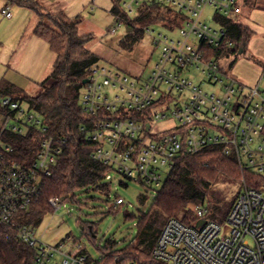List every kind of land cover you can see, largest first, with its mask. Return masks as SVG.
Returning <instances> with one entry per match:
<instances>
[{"label": "built area", "instance_id": "2783aa9c", "mask_svg": "<svg viewBox=\"0 0 264 264\" xmlns=\"http://www.w3.org/2000/svg\"><path fill=\"white\" fill-rule=\"evenodd\" d=\"M144 3L159 4L163 15L170 18L141 28L116 16L111 32L123 24L132 28L134 36L143 30V35L160 48L156 65L146 75L132 76L97 63L80 92L84 123L78 133L94 147L91 158L108 168L104 182L111 184V173L115 172L156 191L180 156L208 149H219L223 156L234 158L243 172L264 179V66L253 86L229 72L225 61L242 53L227 55L235 44L220 21L223 16L240 17L244 3L124 0L122 6L130 17H136ZM207 7L215 12L217 28L204 20ZM2 14L12 18L7 8ZM155 26L179 37L157 33ZM196 72L202 75L199 82L193 78ZM205 86L215 91H207ZM162 122L165 129L154 133L155 125ZM13 136H30L35 155L18 160L10 140ZM63 143L50 133L47 120L28 104L0 96L1 224L18 225L19 215L38 202L43 180L52 175ZM242 184L244 189L224 224L206 219L203 206L190 205L187 210L195 221L169 220L154 257L167 264H264V183L255 179L249 187L243 179ZM75 198L71 204L79 200ZM67 202L65 198L51 199L52 214ZM124 204V199L116 196L113 207ZM19 236L36 249L34 264H95L81 243L69 247L71 237L48 245L37 239V231L24 225H19Z\"/></svg>", "mask_w": 264, "mask_h": 264}, {"label": "trees", "instance_id": "16d2710c", "mask_svg": "<svg viewBox=\"0 0 264 264\" xmlns=\"http://www.w3.org/2000/svg\"><path fill=\"white\" fill-rule=\"evenodd\" d=\"M111 1V13L131 26L145 28L165 19L159 4L144 3L132 19L123 9L124 0ZM244 1L247 7L264 11V0ZM9 3L35 10L41 17L49 16L53 26L42 21L36 26L34 34L49 44L56 60L50 76L42 83L44 90L37 96L27 95L5 78L0 80V96H10L28 104L47 120L50 133L56 139L65 141L63 153L52 175L43 180L38 202L19 215L18 225L0 223V264H34L36 249L20 238L19 225L37 231L53 212L50 206L53 198L75 202L81 190L110 194L111 185L104 182L108 168L91 158L94 147L78 133L80 125L84 123L80 92L85 86L84 81L90 76L91 67L101 59L87 48L94 35L79 34V26L84 20L82 15L70 18L63 11L53 15L40 10L37 3L24 0H8ZM220 21L227 29L228 38L235 44L227 55L237 54L241 50L242 54L247 52L255 32L239 17L223 16ZM142 36L143 30L139 31L138 36L129 33L121 41V46L131 52ZM10 140L18 160L35 155L30 136H13ZM222 175L238 182L246 179L249 187L254 186L255 179L264 183L261 177L243 172L234 158L223 156L219 149L204 150L194 156L184 154L178 158L162 186L155 191L151 210L139 216L136 238L123 248H118L116 242L109 240L104 248H99L103 256L94 260L95 264H167L153 255L163 227L171 219L193 223L195 218L187 208L190 205L204 206L211 187ZM138 200L144 205L147 196L141 195ZM116 209L112 207L109 211ZM83 227L85 235L94 242L95 224H83Z\"/></svg>", "mask_w": 264, "mask_h": 264}, {"label": "rangeland", "instance_id": "374dc122", "mask_svg": "<svg viewBox=\"0 0 264 264\" xmlns=\"http://www.w3.org/2000/svg\"><path fill=\"white\" fill-rule=\"evenodd\" d=\"M24 1L37 3L44 12L56 11L53 0ZM112 3L111 0H92L87 9L75 6L68 9L72 15L70 17L79 13L83 16L79 34L94 35L87 48L100 57L101 65L132 76L146 75L158 62L160 48L153 45L149 36L143 35L133 51L124 50L121 41L128 34L126 25L123 24L119 30L111 32L117 24L109 12ZM9 4L8 0H0V79L5 78L15 83L29 96H37L44 90L42 83L50 76L56 55L46 41L34 35V30L42 21L49 26H53V23L49 16L41 17L35 10L15 3ZM6 7L12 13V18L8 19L2 15V10ZM254 10L244 5L239 17L242 23L259 27L250 47L241 56H233L225 61L229 72L241 81L256 79L259 75L258 68L264 66V57L257 52L264 50V13ZM214 15L213 8L207 7L204 10V20L213 29L217 28ZM131 17L134 18L135 15ZM162 17L170 18L169 15ZM155 28L157 33L176 39L179 37L178 33L169 32L159 26ZM119 52L121 53L117 54ZM200 77H202L200 72L193 73L195 82H199ZM205 89L215 91V88L210 86H205ZM170 124L175 125V122L172 121ZM166 126L164 122L155 125L154 133H160ZM111 176L109 195L97 191H79L78 202L73 204L67 202L57 214H50L44 219L37 230V239L48 245H57L71 237L72 242L69 243V247L75 246L76 242L81 243L95 260L103 256L99 248H104L109 240L116 242L118 248H123L133 241L138 233L139 216L151 210L156 192L153 187L137 180H129L121 174L112 172ZM166 177L165 173L164 179ZM243 189L242 182L222 175L211 187L203 206L206 210L205 218L224 224ZM141 195L147 196L144 205L138 200ZM116 196L123 198L125 204L110 212ZM127 215L133 217L127 218ZM88 223L95 224L94 242L84 232L83 224ZM121 264L125 263L121 262Z\"/></svg>", "mask_w": 264, "mask_h": 264}, {"label": "crops", "instance_id": "0c3cea01", "mask_svg": "<svg viewBox=\"0 0 264 264\" xmlns=\"http://www.w3.org/2000/svg\"><path fill=\"white\" fill-rule=\"evenodd\" d=\"M243 3H244V5H245V1L244 0H241ZM90 2H92V0H62V1H60V0H53V6L56 8V11H55V13H52L51 11H49L48 13H50V14H53V15H55V14H57V13H59L60 11H63L67 16H72L70 13H69V9L68 8H70V7H73V6H75V7H77V8H82V7H84V8H88V4H90ZM113 4V3H112ZM246 6V5H245ZM113 7V6H112ZM112 7H111V9H112ZM7 9H9L8 7H6ZM111 9L109 10V12L111 13ZM255 11H258V12H262V13H264V11H261V10H254V12ZM3 15V14H2ZM80 15V13L79 14H77L76 16H79ZM111 15L113 16V18L116 20V16H114L112 13H111ZM76 16H74V17H76ZM5 17V16H4ZM74 17H70V18H74ZM246 26H248V27H250L254 32H255V35L257 34V31H258V28L259 27H257V26H255V25H252V24H245ZM36 28V27H35ZM261 29V28H260ZM35 31V30H34ZM35 35V34H34ZM253 40V39H252ZM252 42V41H251ZM251 44V43H250ZM249 47H250V45H249ZM258 50V49H257ZM260 55H262L263 57H264V50H258L257 51ZM56 60V59H55ZM55 63V62H54ZM53 66H54V64H53ZM256 67V66H255ZM259 69V75L257 76V78L256 79H254V80H252V81H244V80H242V82H244L245 84H247V85H250V86H253V85H255L257 82H258V80H259V78H260V75H261V68H258ZM53 70V69H52ZM1 79H3V78H1ZM0 79V80H1ZM8 81V80H7ZM9 83H11V84H13V85H15L17 88H19V89H21L23 92H24V90L22 89V88H20L18 85H16L15 83H13V82H10V81H8Z\"/></svg>", "mask_w": 264, "mask_h": 264}, {"label": "water", "instance_id": "95a60500", "mask_svg": "<svg viewBox=\"0 0 264 264\" xmlns=\"http://www.w3.org/2000/svg\"><path fill=\"white\" fill-rule=\"evenodd\" d=\"M126 31H127L128 34L131 33L132 32V28L131 27H127ZM241 53H243L242 50H241ZM88 82H89V80L87 79V80L84 81V84H87Z\"/></svg>", "mask_w": 264, "mask_h": 264}]
</instances>
